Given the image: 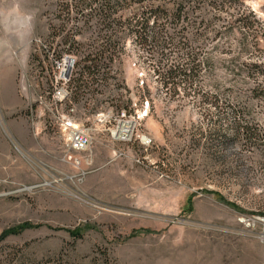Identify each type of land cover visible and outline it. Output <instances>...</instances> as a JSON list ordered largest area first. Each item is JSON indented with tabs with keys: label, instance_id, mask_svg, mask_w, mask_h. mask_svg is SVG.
Masks as SVG:
<instances>
[{
	"label": "rangeland",
	"instance_id": "374dc122",
	"mask_svg": "<svg viewBox=\"0 0 264 264\" xmlns=\"http://www.w3.org/2000/svg\"><path fill=\"white\" fill-rule=\"evenodd\" d=\"M183 1L181 22H148L202 63L173 96L138 6L102 23L65 0H0V261L264 264V77H245L264 64V0L244 1L256 35L224 28L230 5ZM69 123L87 150L67 149Z\"/></svg>",
	"mask_w": 264,
	"mask_h": 264
},
{
	"label": "trees",
	"instance_id": "16d2710c",
	"mask_svg": "<svg viewBox=\"0 0 264 264\" xmlns=\"http://www.w3.org/2000/svg\"><path fill=\"white\" fill-rule=\"evenodd\" d=\"M67 1L66 7L70 9L73 6L74 11L76 14L82 13L83 10H87L90 8V12L86 13V17H96L102 23H107L108 21L112 20L114 15L112 14V9L114 5L121 6L122 4H130L139 7L138 11H141L140 14L135 13L134 16H146L142 22L147 25L149 29V38L147 37V42L149 43L150 50L152 51L153 48L159 52L156 57L151 55V60L157 58L158 69L154 71V75L157 76V79H160L163 82V86L165 88H169V90L173 93V96L178 94L179 88L183 90V94L187 95L189 92L193 91V87L195 84V80L198 76V69L200 68L201 62H198L193 55V52L188 49L187 44H182V48L174 44V38L166 37L164 35L165 28H158L155 25H148L149 21L154 19L155 20H165V21H173L181 22L182 19L188 14L185 11L184 1L183 0H65ZM173 3L172 5L175 6L171 11L166 7V3L168 2ZM188 0H185V3ZM209 4H214L219 8L223 9L224 5H230L233 7V11H235L236 19L234 20H227V24L224 25L225 29H244L247 33L251 35L257 34V26H260L259 20L255 17L254 13L244 5L245 0H209ZM191 5L188 7V10H194V0H189ZM92 7H95L92 9ZM71 13V12H70ZM69 13V14H70ZM234 15H230L232 17ZM117 19H113L116 21ZM120 20V19H119ZM140 23L136 25V34L139 35V40L142 43L145 42L144 32H145V25L144 27H139ZM139 28V30H138ZM244 32V31H242ZM114 35L117 34V31H112ZM165 36V38H164ZM256 38V36H254ZM186 47V48H185ZM110 50H114V46L108 47ZM107 48V49H108ZM187 49L188 53H183L184 61L181 62L179 58V54ZM170 50V51H168ZM105 49L103 48L100 54H103ZM175 57L174 63L170 65H166L165 67H161L160 63L165 59L168 55ZM102 58H96L92 60L93 66L82 68V73L84 71H89L90 69L97 70L99 66V60ZM180 61V62H179ZM112 62V61H111ZM97 64V65H96ZM69 68V67H68ZM259 76L264 77V64L262 63H253L245 68V77L247 79L256 78ZM262 77V78H263ZM264 79V78H263ZM198 94H202V96L206 95L205 93H201L199 91ZM264 94V92H263ZM214 96V95H211ZM228 130L234 132L235 134H239L240 130H242V126L237 123L233 122L229 125ZM258 141H254V145ZM234 143V139L229 141V145ZM10 232L6 231L0 236V244L6 239L7 235ZM0 264H10L5 263V261H0Z\"/></svg>",
	"mask_w": 264,
	"mask_h": 264
},
{
	"label": "built area",
	"instance_id": "2783aa9c",
	"mask_svg": "<svg viewBox=\"0 0 264 264\" xmlns=\"http://www.w3.org/2000/svg\"><path fill=\"white\" fill-rule=\"evenodd\" d=\"M70 127V123L67 124ZM71 128V127H70ZM127 136L123 135L122 141H127ZM65 145L68 150L75 152H82L88 149L90 145L89 136L84 131L78 129H70L65 140Z\"/></svg>",
	"mask_w": 264,
	"mask_h": 264
},
{
	"label": "bare ground",
	"instance_id": "6f19581e",
	"mask_svg": "<svg viewBox=\"0 0 264 264\" xmlns=\"http://www.w3.org/2000/svg\"><path fill=\"white\" fill-rule=\"evenodd\" d=\"M132 129H133V125L131 123H125L123 125H120L118 129L114 131L112 134H114L113 137L115 139H122L123 135H126L128 137L131 134Z\"/></svg>",
	"mask_w": 264,
	"mask_h": 264
}]
</instances>
